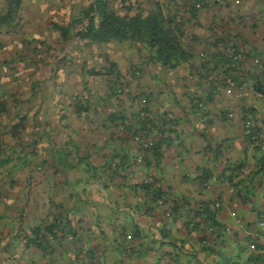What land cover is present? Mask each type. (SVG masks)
I'll list each match as a JSON object with an SVG mask.
<instances>
[{
    "label": "crops",
    "instance_id": "crops-1",
    "mask_svg": "<svg viewBox=\"0 0 264 264\" xmlns=\"http://www.w3.org/2000/svg\"><path fill=\"white\" fill-rule=\"evenodd\" d=\"M181 1L153 0L164 12L168 7L182 15ZM28 17L33 19L26 12L21 22L26 23ZM184 22L187 47L196 56L175 68L146 60L145 53L139 54L127 43L86 45L90 56L96 47H104L105 61L116 64L109 73L103 69L107 66L86 71L89 77H108L102 97L88 101V87H84L82 97L65 91L57 104L51 99L44 103L40 95L24 102L19 94L28 78L32 92L35 84L41 88L39 80H33L35 75L32 78L34 72L21 75L27 72L25 65L23 71L12 74L0 70V189H25L31 205L41 201L47 205L42 213L45 222L60 220L51 241L52 253L47 256L37 245L26 244L30 227L41 220L15 231L0 226V264H264V136L259 133L252 139L243 127L247 117L253 119L256 132H260L257 124L264 123V72L253 62L255 57L264 58V0H206L196 15L186 14ZM34 25L31 31L44 30ZM20 29L15 35L19 43L29 32ZM7 41L0 38V48ZM76 42L73 39L70 44ZM232 43L242 54L241 64L224 72L227 65L217 62L214 54L226 51ZM201 54L210 62L205 67L198 60ZM66 69L61 73L69 75ZM10 77H18L21 86L5 101L1 95ZM243 83L245 90L238 97L237 87ZM226 88L232 93H226ZM140 95L149 99L151 120L143 137L161 143L158 159L132 139ZM74 101L86 111H77ZM2 118L10 119L3 122ZM44 123L63 137L52 142ZM33 124L40 126L39 130L34 127V136L21 135ZM14 125L19 133L13 131ZM44 159L54 165L50 178L35 176L44 168ZM114 161L117 168L112 167ZM239 166L243 170L238 174L248 175L242 192L236 186L242 178H231ZM148 176L162 192L157 201L151 193L155 187L144 182ZM39 189H44L42 200ZM16 197L22 195L13 192L8 200L3 199L17 206ZM207 203L214 207L218 224L226 227L220 234L193 228L196 208ZM0 212H4L2 225L3 221L11 225V214L2 207ZM205 236L212 245L207 250L202 246ZM56 251L58 257L53 258Z\"/></svg>",
    "mask_w": 264,
    "mask_h": 264
},
{
    "label": "trees",
    "instance_id": "trees-1",
    "mask_svg": "<svg viewBox=\"0 0 264 264\" xmlns=\"http://www.w3.org/2000/svg\"><path fill=\"white\" fill-rule=\"evenodd\" d=\"M4 1L6 2L7 7H3L2 3L0 2V32L2 31L15 36L16 33L21 30V20L23 19V16L26 14V12L28 13V15H31L33 19L37 17H41L44 19V2L39 3V1H37L30 6V4L27 5L28 0ZM126 1L127 0H121V2L123 3V11L115 10V8L110 3L111 0L79 1L80 6H78V14L76 16L75 14L73 16V14L70 12V19L64 21H61L59 19L56 20V18L52 17L49 23L50 28L52 29L51 34H45V32L43 33L40 31L37 32V30L27 32V34L25 35V39L18 43V47L20 49L18 51L19 53H21L27 46L33 45L30 50L32 52H39L44 46V55H47L53 50L54 45L52 42H48L46 37L49 36L55 44L60 46L61 50H64V48L68 44H70L73 39H76L77 42L75 44H72V47L80 43L81 41H83V43L86 45L95 43V46L98 45L99 47L108 45L110 42L127 43L133 50H135L139 54L145 53L146 60L151 61L154 64H159L160 66L166 67L168 69L175 68L183 62H189L191 58L196 56L193 48L187 47L188 43L186 42L187 39H185L186 29L184 27V21L186 14H190V16L196 15L198 8L203 3H206V0H202L203 2L201 0H197L196 2H187L188 0L181 1L180 3H183L182 15L181 13H178V10L171 11V8L168 9V7L166 8L167 11L164 12L163 8L161 7L162 5L158 4L157 2L154 3L155 8L150 9L147 12H142L138 9H135L133 11L134 3L128 1V3H126ZM137 1L138 3H141V0ZM213 2L216 3V0H213ZM178 15L179 18L177 19ZM229 47L234 48V53L238 54V57L236 59H233L232 56L228 54ZM236 48L237 46L232 43L228 45L226 51L223 50L217 52V54H214V56L218 59L217 62H221L222 64L227 65V68L224 69V72L228 71L230 66L234 69V67L241 64L240 57L242 54ZM70 52L71 50L66 51L67 54H69ZM66 56L64 55L62 59L64 60ZM205 57L206 56H203L201 54L198 59L203 67L210 63L209 59ZM23 58L22 60H24ZM106 63L107 67L103 68L104 71H106V73H109L110 71L113 72L116 64L109 60H107ZM54 65L56 68L60 67L61 70L65 67L63 63L60 64L58 62H55ZM94 73L100 74L101 72L100 70H95ZM35 77L36 78L34 79V81L36 82L37 75H35ZM227 79L228 78L225 77V80ZM52 80L54 81L53 77ZM238 80V77L233 78V81H235L234 83H237ZM36 86H38V84H35V87ZM255 87L256 85L254 83V88ZM258 89L261 90L260 88ZM74 98L76 99V94L74 95ZM142 99L144 100L143 102H141ZM139 100L141 105L140 110L137 111L139 120L136 121V128H134V133L132 134L133 137L138 133L143 134L144 132H147V130L149 129V125L151 124L150 117L148 116V112L150 111V108L148 109L149 99L148 97L146 98L143 95H140ZM74 105L76 106L75 109L79 112L86 111L87 109L84 105L78 106V101H76ZM13 131L15 133H19L16 125L13 126ZM254 133L257 134L255 130ZM247 135L250 136L249 134ZM133 137V142H136ZM151 139L153 140V144L148 148H144V151L146 152L148 150V154L150 153L156 159H158L162 155V153H160L161 143L157 140L155 141L153 138ZM136 143L139 144L141 142ZM141 149L143 150V148ZM113 163L115 164V166L112 167L117 168V163L115 161ZM239 167L240 168L237 174H232L231 178H234L233 176L237 175L240 176V174L238 173H241L243 168L242 166ZM240 177L242 179L237 182L236 186L240 189L238 191L242 192L244 191L245 187L241 184L243 180L248 177V175L246 174L245 176ZM148 184L155 187V191H151V193H153V198H155L156 201L162 198V192L158 188H156L158 186L155 185L154 178L153 182ZM213 205L218 207L220 206V202H214ZM212 207L213 206H211V204L207 203L204 207L196 208L198 210H195V213L193 215V217L197 216V218H193V228L195 230L205 231L208 229L215 234H220L223 232V230L226 229V227L224 228V226L219 225L216 221V217ZM3 213L0 212V217L3 216ZM21 216L22 215L20 214V217ZM187 223H190V221H188ZM59 225L60 220L58 221L56 219H53L45 222L44 219H42L40 223L30 227L32 234L27 236L26 244L30 245L31 243L37 245L38 248L44 253V255H49L50 253H52L51 241L56 237ZM47 233L51 235V237H48ZM203 241H205L202 245L203 249L207 250L208 248L212 247V245H210V243L206 241V236L203 237ZM211 251H213V254L215 255L219 253V251L216 252V249H211Z\"/></svg>",
    "mask_w": 264,
    "mask_h": 264
},
{
    "label": "rangeland",
    "instance_id": "rangeland-1",
    "mask_svg": "<svg viewBox=\"0 0 264 264\" xmlns=\"http://www.w3.org/2000/svg\"><path fill=\"white\" fill-rule=\"evenodd\" d=\"M37 1H39V3L44 2V24H41L42 22L37 21V19H39L38 17L36 19H31L30 17H28V19H26V23L22 22V27L24 30L28 29V31H31L33 30V26H35L34 24L44 26L43 31H42V28H40L39 30L38 29L36 30L37 32L39 31L43 33L45 32L46 34L47 33L46 30L48 31V33L52 32V29L50 28V24H49L52 17L56 18V20L59 19L61 21H64V20L70 19V16H69L70 12L73 14V16L74 14L76 16L78 14V10H77L78 6H80V2L82 0H28L27 5L30 4L31 6L33 3ZM127 1L134 3L133 11L137 9L138 7H142V8H149V7L153 8L154 7L153 0H144L143 4L140 3L141 5L138 4L137 0H127ZM127 1L126 3H128ZM0 2L2 3L3 7H7L6 2L4 0H0ZM110 3L115 8V10L123 11L121 10V6H123V3L121 2V0H111ZM0 38H2L4 41L8 40L7 42H4L5 45L2 46L3 48L2 47L0 48V70L4 69L9 74L10 73L12 74V73L23 71L22 69L25 65L27 67L26 68L27 72L21 75H25V74L27 75V73H30L32 71L36 72L37 79L42 84L41 88H39L38 86L34 87L36 91L32 92L30 78H28L27 79L28 85L26 87H23V90H22L23 92L19 94V96H21L24 102H26V100L29 101V99L32 96L40 95L41 98H44V103H49L51 100H53V103L57 104L56 102L57 97L66 96V93L64 94L65 91L66 92L74 91L77 94H79L80 97H82L83 96L82 92L85 89H86L85 100H87L93 97L94 98L102 97L100 94L101 93L100 91H104L108 88V84L105 82L108 77H105V75L89 77L86 74V71L91 67L98 69V68H101L102 66H107V63H106L107 61H105L104 56H103L104 47H102L99 50L96 47L95 51L90 56V55H87L88 47L86 46V44L83 43V41L74 45L73 47H72L73 43L68 44L64 48V50H61L60 46L55 44L54 41H52V39H50V37L48 36L46 37L48 42L50 43L52 42L54 45H53V50L52 51L50 50L51 52H49L47 55H44V46L41 51L32 52L30 48H32L33 45L27 46L24 49V51L19 53L18 50L20 49L18 47V43L20 39L18 36H11L9 34H0ZM68 50H71L69 54L66 53V51ZM64 55L65 56L67 55L66 58L64 59L65 61L62 59ZM20 56L21 57L23 56L24 60H21ZM55 62H58L60 64L63 63V65L67 66L69 69V75H66L67 73H65V71L61 73V68L60 67L56 68L54 65ZM83 64L85 65L83 66ZM79 70H81V72H79ZM36 73L32 75V78L34 75H36ZM52 77L54 78L55 82L52 80ZM32 78H31V81H32ZM9 79H10V85L9 87H7V89H5L7 91L1 95L3 100H7L8 95L12 91H14L15 88L20 89L19 87L21 86L18 77H12V78L10 77ZM90 80H95V81H90ZM90 85L94 86V88L91 87ZM51 87L54 88V92H50ZM84 87H88V88L84 89ZM51 94L53 95L51 96ZM39 100H40V97H39ZM99 102H102V100ZM22 105H24V103H22ZM50 108H52V106ZM45 109H46V104L44 105V112H45ZM51 110L53 109L48 110V113ZM42 112H43V109L39 112L40 121L42 117L41 116ZM12 115H13V112L10 113V118L12 117ZM9 119L2 118L1 121L7 122ZM37 125L38 124L31 125L30 129L28 130L29 132L28 131L22 132L21 135H26V136L28 135L30 137L34 136L35 131H36L34 129L35 128H37V130L40 129V126L39 125L37 126ZM44 128L45 130L49 129L48 132L50 134V138L52 139V142H55V139H57L58 137H59L58 141L63 137L62 135H60L59 132L57 133L56 129L51 130L50 125L48 126L47 124L44 123ZM46 137L47 136L44 135V141H47ZM6 139H8V137ZM25 142H27V139H24V143ZM24 145L27 146L26 144ZM14 151L17 152V149H14ZM48 153H49L48 151H45L44 153L46 159L48 157L47 155ZM53 166L54 165H51V163L47 162V160L44 159V168L38 174L36 173L35 176L46 178L47 176H49L48 174H50L53 171L52 169ZM224 173L227 174L229 172L225 171ZM60 176H61V173H59V176L58 174H55L56 178H59ZM48 178H50V176ZM13 192L18 195H22V198L16 197L14 199V201L18 204L17 206L7 205L3 199L5 198L6 200H8L7 197H10V195ZM25 192H26L25 189H22V190L16 189L12 191V189L8 188L7 186H3L2 189H0V198H1L0 207L4 208L5 212H9L11 214L10 223L12 222L11 225L7 226L5 224V221H3V225L1 221L0 226L3 227L4 229L12 228V231H15V229H18V227H22L28 224L27 222L33 221V222L38 223L40 222V220H42L43 218L42 216L44 215L42 214L44 212L43 209L47 205H44V201H41L40 203H37L36 205H31L29 201L31 200V197H28L29 200L25 199V195H26ZM37 192H40V199L42 200V194H44V189H39ZM29 194L31 195V193ZM20 206L23 208H21ZM20 214L22 215L21 217H20ZM52 256L53 258L58 257L57 251L54 254H52Z\"/></svg>",
    "mask_w": 264,
    "mask_h": 264
},
{
    "label": "built area",
    "instance_id": "built-area-1",
    "mask_svg": "<svg viewBox=\"0 0 264 264\" xmlns=\"http://www.w3.org/2000/svg\"><path fill=\"white\" fill-rule=\"evenodd\" d=\"M216 1H221V0H216ZM228 52H229L228 54L230 56H232L233 59H236L238 57V54L234 53L235 52L234 48L229 47L228 48ZM253 62L255 64V66L259 70L264 71V58L255 57V58H253ZM245 86H246V84L243 83V84H241V85H239L237 87V90H236L237 92L236 93H237L238 97L243 94V92L245 90ZM225 92L226 93H232V89L231 88H226ZM143 101L144 100L142 99L141 102H143ZM141 114H142V112H141ZM254 126H255V123H254L252 118L247 117L244 120V122H243L244 131L247 134H249L250 138H252V139L256 138V134L254 133V128H253ZM257 126H258V130L260 131V132H257V134L261 133V135L264 136V123H259V124H257ZM133 138H134V140H136V142H141L142 143V144L139 143V144H141L140 145L141 148H148L149 146H151L153 144V140L150 137L144 138L143 134H141V133L136 134ZM112 165L115 166L114 163H112ZM121 173H123V172H121ZM144 182L152 183L153 182V177L152 176H148L144 180ZM156 185L158 186V184H156ZM166 215H169V212H166ZM261 224H263V223H261Z\"/></svg>",
    "mask_w": 264,
    "mask_h": 264
}]
</instances>
